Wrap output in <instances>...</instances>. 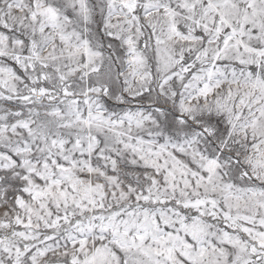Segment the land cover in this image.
I'll list each match as a JSON object with an SVG mask.
<instances>
[{"label":"snow or ice","instance_id":"1","mask_svg":"<svg viewBox=\"0 0 264 264\" xmlns=\"http://www.w3.org/2000/svg\"><path fill=\"white\" fill-rule=\"evenodd\" d=\"M0 264H264V0H0Z\"/></svg>","mask_w":264,"mask_h":264}]
</instances>
